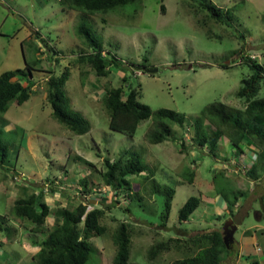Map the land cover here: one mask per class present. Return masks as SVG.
<instances>
[{"label": "rangeland", "instance_id": "374dc122", "mask_svg": "<svg viewBox=\"0 0 264 264\" xmlns=\"http://www.w3.org/2000/svg\"><path fill=\"white\" fill-rule=\"evenodd\" d=\"M61 1L0 0V75L24 69L26 64L38 63L39 69L33 72L35 86L30 100L23 106L11 104L6 114H0L1 139L9 149L8 162L0 167V216L8 217L14 229L11 239L0 232V264H37L39 247L35 242L41 243L56 223L55 216L50 215L41 233L29 222L14 217V204L23 196V188L29 194L44 190L45 200L53 210H73L80 202L92 209L99 206L102 198L107 201L112 209L101 207L106 209L102 224L108 230L104 236L91 239L96 251L88 264H113L116 247L112 237L121 222L132 224L135 231L129 264H173L185 255L173 250L149 261L148 250L170 237L223 232V226L232 219L229 211L220 206L221 197L215 190L214 177L219 171L226 173L218 177V186L229 193L246 192L239 199L241 212L234 211L236 242L249 229L262 240L261 251L252 250L250 259L229 257L223 264H252L253 260L264 264V232L254 227L264 226V220L259 223L256 216L264 206V176L258 181L247 177L254 163L253 153L247 149L246 154L237 156L227 140L221 143L220 156L216 158L209 155L208 148L194 151L195 146L180 153L181 141L153 145L147 140L154 127L153 117L142 122L131 138L110 130V114L103 103L105 90L122 86L126 76L124 88L139 89L141 103L154 112L169 109L185 114L187 124H192L210 104L243 110L245 101L236 93L242 80L253 72L248 65H221H230L231 53L243 46V54L258 57L264 65V0H209L225 16L229 12L231 25L226 18V23H218L208 12L199 11L195 16L188 4L191 0H143L140 5L94 15L71 9ZM82 23L98 33L106 52L111 51L119 64L125 63L121 68L113 67L108 77L99 78L87 64L77 62L82 52L90 51L77 34ZM241 57L238 54L235 60L239 62ZM144 64L151 65L148 69L155 67L157 73L139 70L137 66ZM66 68L70 70L65 87L69 110L91 124L90 132L83 136L60 124L47 100L49 71L60 76ZM257 98H264V82ZM169 124L179 137L185 134L178 125ZM192 136V132L186 134L187 140L191 141ZM126 151L139 154L154 174L151 180L143 175L131 177L139 202L131 201L125 192L115 197L101 177L106 159L116 161ZM187 167L196 174L194 183L185 176ZM82 180L92 186L90 194H83ZM152 180L176 190L167 223L161 218L165 198L151 193ZM193 196L202 199V206L181 225L180 210ZM126 207L131 211L126 212ZM234 245L229 254L232 257L238 251V245Z\"/></svg>", "mask_w": 264, "mask_h": 264}, {"label": "trees", "instance_id": "16d2710c", "mask_svg": "<svg viewBox=\"0 0 264 264\" xmlns=\"http://www.w3.org/2000/svg\"><path fill=\"white\" fill-rule=\"evenodd\" d=\"M69 8L79 12L94 15L96 13L107 14L117 9L127 6L140 5L143 0H62ZM190 8L193 9L195 16L199 11L208 12L210 16L218 23L232 24L229 12L224 11L209 0H191ZM165 11L163 7V12ZM105 22V20H103ZM200 20H198V23ZM39 34V33H38ZM78 36L88 44L89 53L82 52L77 59L78 63L87 64L91 67L99 78L108 77L113 67H122L125 64L111 51L106 52L98 33L87 23H82L77 28ZM245 39V36H242ZM245 47L233 51L231 64H222V68H230L235 65H248L253 74L242 80V86L236 93L237 98L245 101L243 110L229 107L222 103L210 104L204 108L201 114L194 119L192 124H187L185 114L169 110L159 109L154 112L150 106L140 102L141 93L139 89L128 87L125 84L128 78H123V85L117 88H107L103 97V103L110 114V130L133 138L138 127L144 121L153 117L154 127L147 134V140L153 145L163 144L171 141L178 143L181 141L180 153H186L190 146L194 151H203L209 149V155L214 158L220 156L221 143L227 140V144L233 147V153L237 156L246 154L248 149L253 153L254 163L247 171V177L250 180L258 181L264 176V98L258 99L264 82V65L259 62L258 57L245 55ZM92 49V51H91ZM106 53V54H104ZM241 54V61L235 58ZM40 62V61H39ZM146 63V62H145ZM38 63L33 65L26 64L24 69L8 71L0 75V114H6L11 104L23 106L31 98L33 87L35 86L33 72L39 71L36 68ZM130 66V65H129ZM133 68L136 65L132 64ZM139 70L148 73L151 65H139ZM154 67V66H153ZM155 69V67H154ZM47 82V100L53 109L54 118L69 128L75 135L83 136L90 132L91 124L81 114L69 110V98L65 87L70 78V70L57 76L54 71ZM157 73V72H156ZM83 74V73H82ZM149 74V73H148ZM27 82V85L24 82ZM4 124L6 123L5 120ZM176 124L181 127L185 134L179 137L175 129L169 124ZM192 132V140L188 141L186 134ZM9 149L0 135V167L8 162ZM226 160H230L225 157ZM79 160L83 158L79 157ZM150 168L142 161L139 154L126 151L116 161L109 158L105 161V171L101 177L105 186L110 187L118 196L125 192L131 201H140L138 193L133 192L131 177L145 176L147 180L153 179L154 174ZM149 175H144L149 173ZM186 177L190 183H194L195 173L186 168ZM225 171H219L214 177L215 190L221 197L222 204L226 208L230 217L234 220L235 209L239 214L243 207L239 199L246 195L243 190L227 192L224 188L218 186L217 179L224 176ZM151 193L162 195L165 198L164 212L161 216L164 223H167L172 210V201L176 195L175 188L162 185L156 180H152ZM83 186V194L92 192V186L87 180L80 181ZM233 194V198L230 195ZM105 199H101L99 206L89 209V205L80 202L73 210L61 208L53 210L46 202L44 190L40 193H30L23 188V196L16 199L13 209V215L17 220L26 221L34 225L37 232L44 233L46 220L50 215L55 216V226L46 234V238L41 243L35 244L39 247L35 255L37 264H88L96 251L91 243V239L102 237L107 232V227L102 224L106 209L101 206H107ZM119 202L116 201V204ZM202 199L191 197L181 208L179 213V224L189 222L191 216L202 206ZM126 212H130V207H126ZM264 213V206L261 209ZM235 217V218H234ZM10 219L6 216H0V232L6 233L8 239H11L14 229L10 226ZM133 225L127 222H121L113 234V244L116 247V254L113 264H129L132 255V244L134 237ZM3 245L0 242V246ZM182 252L185 256L176 259L173 264H223L234 250V246L228 248L224 242L223 232L214 230L192 236L189 238L170 237L167 241H159L148 250V260L155 261L159 256L171 251ZM244 264V263H240ZM252 264H259L253 262Z\"/></svg>", "mask_w": 264, "mask_h": 264}, {"label": "crops", "instance_id": "0c3cea01", "mask_svg": "<svg viewBox=\"0 0 264 264\" xmlns=\"http://www.w3.org/2000/svg\"><path fill=\"white\" fill-rule=\"evenodd\" d=\"M220 206L224 207V205L222 203L220 204ZM256 216H257L259 223L264 220V213L261 211V209H260V211H258L256 213ZM241 219H242V217H241ZM254 227L259 231V233L264 232V226L262 224L255 225ZM261 242H262V240L257 235L252 234V229L245 231L243 233V237H242L241 241H239L237 243L238 251L235 253V256L231 257V258L238 259V261H240L241 258L244 260L250 259L251 256H253L251 254L252 250H254V251L256 250L257 253H259L261 251L260 250ZM253 262H258V261L253 260Z\"/></svg>", "mask_w": 264, "mask_h": 264}, {"label": "water", "instance_id": "95a60500", "mask_svg": "<svg viewBox=\"0 0 264 264\" xmlns=\"http://www.w3.org/2000/svg\"><path fill=\"white\" fill-rule=\"evenodd\" d=\"M150 74H154L157 72L156 69L149 70ZM237 232V226L234 224V220L230 219L223 226V236L224 242L228 248H230L231 244H233L235 240V233Z\"/></svg>", "mask_w": 264, "mask_h": 264}, {"label": "clouds", "instance_id": "9594fccd", "mask_svg": "<svg viewBox=\"0 0 264 264\" xmlns=\"http://www.w3.org/2000/svg\"><path fill=\"white\" fill-rule=\"evenodd\" d=\"M154 74H155V73H154ZM234 224H235V223H234ZM237 229H238V228H237ZM235 234H236V233H235ZM234 243H236V244H237L236 240H234L233 244H231L232 246H234V247H235Z\"/></svg>", "mask_w": 264, "mask_h": 264}]
</instances>
